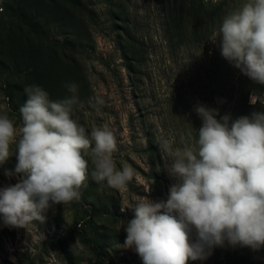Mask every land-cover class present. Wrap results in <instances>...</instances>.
<instances>
[{
	"label": "clouds",
	"instance_id": "1",
	"mask_svg": "<svg viewBox=\"0 0 264 264\" xmlns=\"http://www.w3.org/2000/svg\"><path fill=\"white\" fill-rule=\"evenodd\" d=\"M217 39L224 59L264 85V0H246L224 15L212 41ZM66 87L73 95L62 100H50L39 86L26 87L19 130L0 115V165L15 155V173L23 174L19 182L0 188L5 226L44 224L56 205L80 201L89 178L85 154L97 183L121 190L134 177L130 165L117 168V139L110 129L96 127L89 136L72 118L77 86ZM96 103L104 101L97 97ZM249 103L264 107V92L253 90ZM195 111L202 120L198 139L176 147L172 139L158 141L165 168L175 179L167 200L139 199L131 207L134 218L123 228V247L134 249L143 264H188L207 259L214 247L225 244L264 248V111L235 119L230 114L217 119L218 109L204 105Z\"/></svg>",
	"mask_w": 264,
	"mask_h": 264
},
{
	"label": "rangeland",
	"instance_id": "2",
	"mask_svg": "<svg viewBox=\"0 0 264 264\" xmlns=\"http://www.w3.org/2000/svg\"><path fill=\"white\" fill-rule=\"evenodd\" d=\"M159 1L82 0L87 10L74 14V29L80 33L76 42L68 43L63 32L54 31L47 36V41L61 45L53 55V65L59 60L65 62L64 78L77 86L72 118L85 127L89 136L93 128L110 129L117 139L115 164L118 169L130 165L134 177L121 190L97 183L91 178V157L85 154L89 178L82 190L83 200L56 205L47 213L44 224L34 222L26 229L5 226L0 220V264H98L80 242L79 235L105 241L114 264H143L134 249L123 247L126 238L123 228L134 218L131 207L139 199L166 201L175 183L165 168L159 139H172L174 147L182 146V142L193 143L198 139L202 121L195 111L197 105L209 108L226 105V114L233 117L231 106L240 99L239 89L249 87L251 92H260L264 86L222 57L219 39L212 41L217 33L198 50L172 48L164 37ZM245 2L236 0L232 8L235 10ZM122 13L128 17L132 32L136 34L137 30V37L144 43L138 71L133 74L126 69L123 58L125 41L119 33L123 34L115 28L123 25ZM10 29L18 30L13 23L1 22L0 35H8ZM13 71V66L8 68V73ZM220 90V96L214 94ZM72 95L59 92L49 99L62 100ZM97 97L103 99L102 105L96 103ZM15 102L0 91V115H6L19 130L22 118ZM258 110L264 111V107L260 105ZM149 131L157 152L149 143ZM15 150L13 144V154ZM16 163L13 155L0 165V188L22 179L23 174L15 173ZM6 171L13 174L5 175ZM83 219L90 221V226ZM238 253L242 254L243 264H249L247 247L227 244L214 247L207 259L189 260L188 264H239L235 257ZM253 264L264 262L257 258Z\"/></svg>",
	"mask_w": 264,
	"mask_h": 264
},
{
	"label": "trees",
	"instance_id": "3",
	"mask_svg": "<svg viewBox=\"0 0 264 264\" xmlns=\"http://www.w3.org/2000/svg\"><path fill=\"white\" fill-rule=\"evenodd\" d=\"M234 2L236 0H160L159 9L164 16L165 40L176 50H180L183 46L185 50L202 48L218 32L222 17L234 10L232 8ZM86 10L82 0H0V12H2L0 28L1 22L6 21L15 24L18 29L15 31L10 29L6 33H9L8 35H0V91H3L11 101L15 100V106L19 109L27 99L26 93L24 94L22 90L26 87L39 86L49 94L50 99L59 92L65 95L70 92L66 87L69 83L63 74L65 62L58 59L57 65H53V55L61 45L47 41V36L54 31L63 32L68 37V43L76 42L80 33L79 30L74 29V14ZM122 14L123 25H115V28L123 34L119 33L125 41V46L122 48L123 58L126 61V69L133 74L138 71L140 49H143L144 43L137 37V30L136 34L132 32L133 29L125 13ZM11 66L15 71L8 73V68ZM13 81L15 83H12ZM239 91L240 99L231 106L234 112L232 119L259 111V103L251 105L248 101L251 88L239 89ZM260 92H264V86L260 87ZM214 94L220 96L222 92L220 90ZM212 108L219 111L220 115L216 117L217 119L227 112L226 105ZM199 126H202V121ZM147 137L149 143L153 144L150 131ZM152 146V150L157 152V145ZM83 199L82 195L80 200ZM83 221L90 226V221L84 219ZM79 239L98 264H114L105 241L86 235H79ZM247 252L250 258L249 264H253L254 259L257 258H262L264 262L263 248L255 252L247 248ZM235 257L239 264H243L241 253Z\"/></svg>",
	"mask_w": 264,
	"mask_h": 264
}]
</instances>
